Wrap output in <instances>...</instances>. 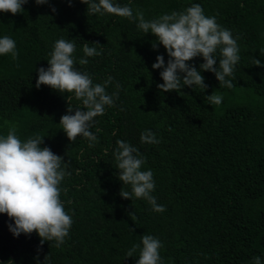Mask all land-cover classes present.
Returning a JSON list of instances; mask_svg holds the SVG:
<instances>
[{
  "label": "trees",
  "instance_id": "trees-1",
  "mask_svg": "<svg viewBox=\"0 0 264 264\" xmlns=\"http://www.w3.org/2000/svg\"><path fill=\"white\" fill-rule=\"evenodd\" d=\"M113 2L130 6L133 16L142 11L146 21L200 4L237 40L235 79L226 77L234 87H220L213 72L201 71L205 89L181 82L179 90L163 92L157 87L162 69L152 65L158 55L165 65L169 57L162 44L153 48L158 38L139 29L136 20L88 14L81 0L71 5L29 0L21 13L0 12V38H12L19 53L16 60L0 55V136L12 126L21 141L40 134L42 147L63 157L67 164L62 161L61 167L71 175L60 184V199L73 219L60 247L55 241L41 246L35 232L14 236L8 227L14 221L0 213V264H38L37 257L39 264H136L144 234L161 241L162 264H252L256 256L264 264V66L254 63L259 59L264 65V0ZM59 39L75 43L78 71L88 73L93 84L111 76L106 92H118L115 106H105L94 118L93 146L83 137L71 142L59 124L68 114L67 97H73V110H85L82 102L46 85L35 87L38 69L49 67ZM86 43L102 55L85 56ZM82 58L88 63L81 65ZM216 58L218 67L219 49ZM188 63L200 70L204 60ZM245 90L255 96L253 103L237 97ZM214 92L222 96L219 105L206 99ZM148 130L159 143L141 142ZM117 140L136 147L145 159L141 170L152 171V195L164 212L143 198L119 195L131 186L118 179ZM134 245L140 248L127 257Z\"/></svg>",
  "mask_w": 264,
  "mask_h": 264
},
{
  "label": "clouds",
  "instance_id": "clouds-1",
  "mask_svg": "<svg viewBox=\"0 0 264 264\" xmlns=\"http://www.w3.org/2000/svg\"><path fill=\"white\" fill-rule=\"evenodd\" d=\"M28 2L29 0H0V12H11L13 15L21 13L22 6ZM81 2L88 6V14L102 15L106 12L136 20L139 29L158 38L153 43V48L162 44L169 57L165 65L164 56L158 55L157 62L152 65L154 69H162L160 75L163 83L157 87L163 92L179 90L181 82L184 86H200L205 89L207 85L201 71L213 72L220 87H234V67L240 60L237 40L233 38L230 30L217 23L214 16H206L200 4L196 3L184 11H173L171 14H163L146 21L142 11L137 10L133 16L130 6H120L113 0ZM35 3L44 5L49 3V0H35ZM69 4L71 5V0ZM52 11L57 10L53 7ZM75 48L73 42L57 40L49 54L50 59L47 60L49 67L38 69L35 87L39 89L46 85L61 94H74V98L82 102L85 110L80 108L73 110L71 107L73 97H67L70 102L68 114L61 117L59 124L71 142L77 137H83L89 141V146H93L97 137L89 129L94 118L104 114L105 106H115L114 99L118 98V92L111 95L106 92V85L113 80L111 76L104 84H93L88 73H82L74 67ZM217 49L220 52L218 67ZM83 52L87 57L102 55V51H98L96 47H89L87 43L83 46ZM6 54H11L13 60L19 55L15 41L9 36L0 38V55ZM196 57H202L204 60L200 70L188 63ZM79 63L87 64L88 60L82 58ZM254 63L257 66H264L259 59ZM116 87L119 89L121 85L117 84ZM206 99L211 105H219L222 102V96L215 92ZM16 133L15 126H12L6 136H0V213L6 214L14 221V224L8 225L14 236L19 237L22 233L30 236L35 232L41 238V246L45 241H55V246L60 247L73 224L72 216L65 211L60 199L62 191L60 184L65 176L71 173L61 167L63 157L55 154L50 147H42L43 136L34 134L26 141H21ZM141 142L159 143L150 130L141 134ZM116 144L114 155L119 169L118 179L123 185L131 186V192L123 191L122 188L119 195L132 200L133 197L143 198L152 205L154 211L164 212L166 210L164 206L158 205L152 195L155 189L152 171L141 170L145 159L141 157L139 150L123 140H117ZM129 215L134 218V213ZM142 245L136 264H162L159 252L162 243L158 238L144 234ZM138 248L140 245H134L127 251L126 256L133 257ZM46 258L47 256L45 260ZM36 259L39 264V258ZM8 264H12V261L9 260ZM252 264H262L261 257H254Z\"/></svg>",
  "mask_w": 264,
  "mask_h": 264
},
{
  "label": "rangeland",
  "instance_id": "rangeland-1",
  "mask_svg": "<svg viewBox=\"0 0 264 264\" xmlns=\"http://www.w3.org/2000/svg\"><path fill=\"white\" fill-rule=\"evenodd\" d=\"M240 93L237 92V97L240 96V99L243 100L244 102H252L253 103L256 99L251 91L245 90L244 93H242V94H240ZM243 95L246 97V99Z\"/></svg>",
  "mask_w": 264,
  "mask_h": 264
}]
</instances>
